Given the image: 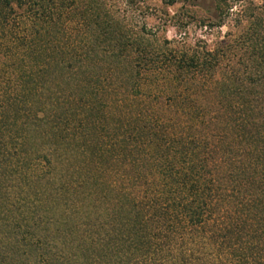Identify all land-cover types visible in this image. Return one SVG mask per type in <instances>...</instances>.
I'll list each match as a JSON object with an SVG mask.
<instances>
[{
    "label": "trees",
    "instance_id": "trees-1",
    "mask_svg": "<svg viewBox=\"0 0 264 264\" xmlns=\"http://www.w3.org/2000/svg\"><path fill=\"white\" fill-rule=\"evenodd\" d=\"M243 1L211 0L203 27L237 5L247 27L199 50L157 38L148 0H0V264H264V5Z\"/></svg>",
    "mask_w": 264,
    "mask_h": 264
},
{
    "label": "rangeland",
    "instance_id": "rangeland-1",
    "mask_svg": "<svg viewBox=\"0 0 264 264\" xmlns=\"http://www.w3.org/2000/svg\"><path fill=\"white\" fill-rule=\"evenodd\" d=\"M244 1L239 5L247 9V12H251L249 8L252 10L250 2L260 8L264 5L263 0ZM166 3H168L167 0H148V10L144 11L148 27L156 31L157 38L165 37L169 41L178 42L179 45L185 43L191 49L200 50L206 47L211 50L222 43L233 45L247 27L246 21L239 26L236 25L235 13L239 9L238 5L234 6L231 15L219 28L215 24L211 27H203V24L200 23V21H206L209 17L214 16L211 0L178 1L173 6H167ZM209 10L210 14L207 13ZM161 19H166L169 22L163 25ZM233 55L231 62L234 63L239 59V52L233 53Z\"/></svg>",
    "mask_w": 264,
    "mask_h": 264
}]
</instances>
